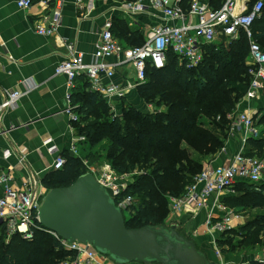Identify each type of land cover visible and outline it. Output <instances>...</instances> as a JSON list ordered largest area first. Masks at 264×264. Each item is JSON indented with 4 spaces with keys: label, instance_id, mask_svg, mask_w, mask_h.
Instances as JSON below:
<instances>
[{
    "label": "trees",
    "instance_id": "trees-1",
    "mask_svg": "<svg viewBox=\"0 0 264 264\" xmlns=\"http://www.w3.org/2000/svg\"><path fill=\"white\" fill-rule=\"evenodd\" d=\"M214 1L215 5H210L218 9L224 0ZM256 1H249L250 8ZM191 2L183 0L182 6L188 9ZM122 25L125 28L124 22ZM253 32L264 47V7L253 24ZM130 35L133 45L145 41L139 31ZM248 57L249 40L244 33L229 44L223 38L219 43L206 45L203 62L192 69L180 65L178 57L169 51L166 66L148 67L146 82L138 87L142 100L155 103V113L127 105L121 108V115L111 116L107 100L90 91L85 76L78 78L84 87L73 94V103L79 105L76 111L80 120L74 124L77 133L92 146L108 139L104 158L116 172L140 169L122 193L138 203L131 207L128 227L169 223L160 213L167 197L183 195L202 172L204 159L222 150L229 135L227 115L236 109L250 85ZM244 151L249 156H256L255 151L264 155V138L249 137ZM86 171L78 157L66 154L65 166L48 173L43 183L49 189L68 186ZM235 187V195L224 197L226 205L264 207V183L239 181ZM181 223L182 230L191 235L190 224ZM235 234L240 237L237 243L232 242ZM261 234L264 236V212L221 235L217 245L223 254L233 253L244 244L253 249L261 242L264 244ZM57 247L56 239L43 230H36L32 239L17 233L7 241L6 229L0 227V264H57L66 255ZM252 264L260 263L254 259Z\"/></svg>",
    "mask_w": 264,
    "mask_h": 264
},
{
    "label": "built area",
    "instance_id": "built-area-1",
    "mask_svg": "<svg viewBox=\"0 0 264 264\" xmlns=\"http://www.w3.org/2000/svg\"><path fill=\"white\" fill-rule=\"evenodd\" d=\"M39 1L49 12H43L37 23L36 30L40 35L56 33L62 23L63 8L66 0H16L21 9H30ZM147 0L127 1L122 3V10L127 14L146 13L151 9L161 10L164 17L177 20L176 24H159L154 27L153 35L141 45L125 46L114 33V21L107 18L99 33L96 50L90 61H86L84 54L79 51L75 43L66 44L64 59L55 68L57 75L67 77V108L66 113L70 121L75 124L80 120L73 103V90L80 76H85L93 91L108 97L110 100L122 99L126 94L146 82L148 67L160 69L167 64V55L172 51L188 69L198 67L205 57V46L216 42L219 38L226 39V44L237 40L244 33L249 40V57L246 64L249 66L251 81L242 101L261 100L264 93V47L254 38L253 24L263 11V0L256 1L250 8V0H224L218 9L212 8L203 0H192L190 7L182 6L183 0ZM83 5L84 0H77ZM189 16L196 17V22H186ZM180 21V22H179ZM123 55V59L115 63L108 59ZM132 63L135 69L133 80L125 85L120 83H105L115 76L118 65ZM3 98L0 101V121L7 109L15 107L23 97L24 92L14 89L0 90ZM115 107V104L112 103ZM239 104H237L238 106ZM118 112V111H117ZM116 112V114H117ZM118 115V114H117ZM234 118L235 126L241 131L244 145L249 137H257L260 128L255 115L249 110L236 109L230 113ZM234 128L231 129L233 133ZM86 141L83 135L78 136L71 146L72 155L78 157L85 168L93 172L96 178L107 187H110L117 198V202L126 211L133 212L132 196H122L129 185V173H118L105 162L96 167L82 155L77 142ZM51 153H58V149L51 147ZM66 164V157L58 153L54 160L53 170H59ZM14 175L10 171H0V185L4 194L0 196V227L6 229L7 241L14 234H21L25 239H32L36 230H43L53 236L58 242L57 249L63 250L66 255L57 264H115L108 257L100 254L91 244L73 242L60 237L56 232L45 229L39 220V209L47 191L35 189L31 177L20 186L14 184ZM239 181L260 184L264 182V161L256 156L245 154L244 147L238 151L228 164L214 165L208 163L201 173L194 177V181L187 187L181 196L169 195L172 221L183 215H196L206 209L204 232L214 237L218 264H239L224 260V254L217 246V236L243 224L246 216L240 214L237 208L226 205L224 197L229 195ZM212 200V205L209 201ZM191 234H198L195 229ZM215 234L217 236H215ZM264 264V252L256 259ZM139 264V263H127Z\"/></svg>",
    "mask_w": 264,
    "mask_h": 264
},
{
    "label": "crops",
    "instance_id": "crops-1",
    "mask_svg": "<svg viewBox=\"0 0 264 264\" xmlns=\"http://www.w3.org/2000/svg\"><path fill=\"white\" fill-rule=\"evenodd\" d=\"M123 1L84 0L83 5H79L77 0H66L58 31L44 36L37 32L36 27L42 13L49 12V9L39 1H36L30 9H21L17 6L16 0H0V90L14 89L24 92L15 107L4 112L0 121V171H10L14 175L13 182L17 187L31 177L37 191L40 189L48 191L49 188L45 186L43 179L53 171L56 155L58 153H62L65 157L66 154L72 155L71 146L80 136L66 113L67 77L57 75L55 72L56 66L65 57L66 44L75 43L77 49L84 54L85 60L90 61L107 18L113 19L114 33L125 46H133L130 34L135 31H139L146 40L153 35L156 25L178 22L166 19L161 10L154 8L146 13L134 15L124 13L121 8ZM203 1L215 5V1L212 0ZM149 2L150 0H147L146 4ZM196 20V17L189 16L186 22L195 23ZM121 22H124L125 28ZM123 58V55H120L108 60L115 63ZM179 64L181 65L180 59ZM134 76L135 69L132 63H125L116 67L112 80L105 78L104 81L125 85L128 80H133ZM80 84L81 82L77 81L73 94L83 90L84 86ZM90 91H93L91 87ZM102 96L107 100L112 112H117L127 105L141 110L145 107L138 87L129 91L122 99L110 100ZM2 98L3 94L0 93V101ZM263 101L264 93L261 100L241 101L237 110H249L255 114L257 107ZM76 107L79 105L77 104ZM77 143L80 153L89 160L101 159L106 162L103 151L97 154L94 151L97 150L95 146L85 141ZM225 143L220 153L208 157L211 164H228L245 146L240 133L229 134ZM51 147L57 148L58 153H51ZM3 194V186L0 185V196ZM212 203L213 201L210 200L209 205ZM207 211L203 209L196 215H183L178 221L190 224L192 227L189 228L190 232L198 230V234L194 235L197 243L219 263L213 244L214 237L212 239L210 234L204 232ZM242 221L243 224L246 222V220ZM212 244L214 248L211 247ZM258 254L256 249H252L248 256L224 254V260L252 264Z\"/></svg>",
    "mask_w": 264,
    "mask_h": 264
},
{
    "label": "water",
    "instance_id": "water-1",
    "mask_svg": "<svg viewBox=\"0 0 264 264\" xmlns=\"http://www.w3.org/2000/svg\"><path fill=\"white\" fill-rule=\"evenodd\" d=\"M125 211L114 191L87 170L72 184L47 191L39 220L70 243L91 244L115 264H218L180 221L131 228Z\"/></svg>",
    "mask_w": 264,
    "mask_h": 264
},
{
    "label": "rangeland",
    "instance_id": "rangeland-1",
    "mask_svg": "<svg viewBox=\"0 0 264 264\" xmlns=\"http://www.w3.org/2000/svg\"><path fill=\"white\" fill-rule=\"evenodd\" d=\"M222 39L223 38H219L216 41L219 43ZM143 103H144V106L145 107L142 109V111H148V112H152V113H155L156 112V107H155L156 105H155V103L145 102L144 100H143ZM259 104L260 103H257V105H259ZM161 107H162V109H164V106H161ZM157 108H160V107L157 106ZM111 111H112V109H111ZM121 113H122L121 110L118 109L117 114L118 115H121ZM254 113H255L254 115H255L257 124H258V126L260 128V132H259V135L258 136L264 138V123H262V118L264 116V101H263L262 104L259 105V107H257V110ZM117 114H116V112H112L111 116H114V115L116 116ZM228 118H229V116H228ZM228 125H229V127H228V132L229 133L228 134H231L230 131H231L232 128H234V130H235V131H233V133H235L237 135L239 133H241V131L238 129V127L235 126L234 118H231V119L229 118V124ZM226 140H225V142H226ZM105 143L106 144L109 143V140L108 139H104V140H101V141L96 142L95 144H93V146L96 147L95 149H97V150H94V151L97 154L98 153L101 154L102 151H103V153H106L107 147H106V144ZM225 145H226V143H225ZM225 145H224V147H225ZM224 147L222 148V150L224 149ZM221 151H219L218 153H220ZM255 154H256V157H258L259 159H261V160L264 161V155H262L261 151H255ZM90 160L93 161L92 164H94L96 167H99V166H102L103 164H105V162L102 161L101 159H99V160L90 159ZM210 162L211 161H209L208 158L207 159H204V166L206 164L210 163ZM138 174H140V169L138 167H137V169L135 171L130 172V174H129V178L130 179L128 181L129 184H131L132 182H134L135 176L138 175ZM262 183H264V182H262ZM236 193H237V189L235 187L234 190L230 193V195L231 194L232 195L233 194L235 195ZM133 203L134 204L137 203L136 200H134ZM237 211L240 214H242L243 216L245 215L246 216V219L245 220L248 221V220L254 218L256 215H258L260 213H263L264 212V207L263 208H248V207L247 208H244V207H238L237 208ZM160 213H161V216L163 217V219L166 220V222H172V221H170L171 209H170V204H169L168 200L165 201L162 204V207L160 209ZM131 214H133V213L130 212V211H128V212L125 211V216L126 217L130 216ZM190 227H191V225H190ZM215 236H217V235L215 234ZM218 238H220V236H217L216 239H218ZM263 238H264V236H263V234H261L260 239H263ZM212 239H213V237H212ZM239 240H240V237L238 235H236V234L232 238V242L233 243H237ZM246 245L247 244H244L242 247L237 248L233 253L230 252V254H227V255L238 256V257H241L242 255L248 256L250 250H252V249H251V247H247ZM214 246H213V244L211 245V247H213V248H214ZM253 249H256V253H259L258 255H260L261 253L264 252V244H262V242H261V243L255 245V248H253ZM216 258H217V256H216Z\"/></svg>",
    "mask_w": 264,
    "mask_h": 264
}]
</instances>
